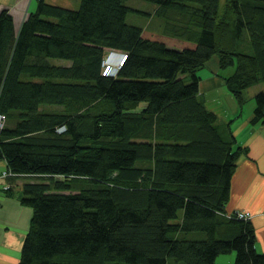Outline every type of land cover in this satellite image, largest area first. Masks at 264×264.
Returning a JSON list of instances; mask_svg holds the SVG:
<instances>
[{
    "label": "trees",
    "instance_id": "16d2710c",
    "mask_svg": "<svg viewBox=\"0 0 264 264\" xmlns=\"http://www.w3.org/2000/svg\"><path fill=\"white\" fill-rule=\"evenodd\" d=\"M37 2L20 25L0 12V159L33 210L20 264H264L251 219L227 210L245 146L200 75L213 56L233 66L225 86L242 107L258 85L264 123V0Z\"/></svg>",
    "mask_w": 264,
    "mask_h": 264
},
{
    "label": "crops",
    "instance_id": "0c3cea01",
    "mask_svg": "<svg viewBox=\"0 0 264 264\" xmlns=\"http://www.w3.org/2000/svg\"><path fill=\"white\" fill-rule=\"evenodd\" d=\"M37 3V0H0V12L10 10L20 25ZM200 75L201 95L206 105L215 110L221 120L231 123L237 145L245 146L237 160L227 210L251 214L258 250L264 252V123L251 122L253 97L257 90L250 95L245 106L238 105L224 84L222 76L228 73L219 68L216 56L208 61ZM225 98L229 103L225 101L226 105H223ZM7 167V160L0 159V174ZM25 181L22 176L9 180V177L0 175V264H20L23 241L33 213L32 208L21 201ZM232 261V256L219 258L222 263Z\"/></svg>",
    "mask_w": 264,
    "mask_h": 264
},
{
    "label": "rangeland",
    "instance_id": "374dc122",
    "mask_svg": "<svg viewBox=\"0 0 264 264\" xmlns=\"http://www.w3.org/2000/svg\"><path fill=\"white\" fill-rule=\"evenodd\" d=\"M49 2H52V3H56V4H59V5H63V6H66V7H71V8H75V9H77L79 6H80V0H48ZM143 2H145V3H149V2H146V1H143ZM143 2L141 1H134V5H136V6H140V7H143V8H147V10L148 9H150L151 7L149 6H147V5H145V3L143 4ZM132 3H133V1H131V2H129V4H131L132 5ZM133 5V6H134ZM152 9V8H151ZM128 21H130V22H132V23H136V24H144V25H146V24H148V26H154V27H158V23L157 22H154V19L153 18H144L143 16H141V15H138V14H136V15H129L128 16ZM155 23V24H154ZM109 52L110 51H108L107 52V54H106V56H108L109 55ZM119 58V56L117 57V59ZM121 61V59H118V61ZM57 63H59V64H69L70 62L69 61H65V60H55ZM110 62L111 63H113L112 62V60H110ZM113 64H116V62L115 63H113ZM117 64H118V62H117ZM114 66L115 65H113V69H114ZM117 66V65H116ZM116 66H115V68H116ZM209 70H211V68L210 67H207ZM227 73H232L233 71H234V67L232 66V67H229V68H227V70H225ZM257 86L258 85H255V86H253V87H251L250 89H246V91H245V95H247V101H249V97H250V95L252 94V93H254V91L257 89ZM225 101H226V98L225 99H223V105H226V103H225ZM227 103H229V101L227 100L226 101ZM234 253V252H233ZM226 258H229V257H226ZM219 260V259H218ZM223 260V259H222ZM234 261V260H233ZM232 261V262H233ZM232 262H230V263H232ZM230 263H228V264H230ZM226 264V263H225Z\"/></svg>",
    "mask_w": 264,
    "mask_h": 264
},
{
    "label": "built area",
    "instance_id": "2783aa9c",
    "mask_svg": "<svg viewBox=\"0 0 264 264\" xmlns=\"http://www.w3.org/2000/svg\"><path fill=\"white\" fill-rule=\"evenodd\" d=\"M114 54H117V57L119 56L118 59H121V61L120 60L118 61V59L116 60L118 62V64H117V62H116V64H113L115 62H113V63L110 62V60H112L111 56L114 55ZM125 57H126V53H124L122 51L111 50L109 52V55L106 56V58L104 59V63H103L104 66H105L104 73L111 74V75L116 74L118 68L122 65V62H123ZM113 65H115V66L117 65L116 68L114 66V69H113ZM3 124H4V116L2 114H0V128L3 126ZM62 129L63 128H60V130H62ZM6 174H7V172L5 171L1 175L4 176ZM239 215L240 216H245L247 218L251 217L250 216L251 214L249 212H246V211H239Z\"/></svg>",
    "mask_w": 264,
    "mask_h": 264
},
{
    "label": "bare ground",
    "instance_id": "6f19581e",
    "mask_svg": "<svg viewBox=\"0 0 264 264\" xmlns=\"http://www.w3.org/2000/svg\"><path fill=\"white\" fill-rule=\"evenodd\" d=\"M112 62H117V54L111 56Z\"/></svg>",
    "mask_w": 264,
    "mask_h": 264
},
{
    "label": "clouds",
    "instance_id": "9594fccd",
    "mask_svg": "<svg viewBox=\"0 0 264 264\" xmlns=\"http://www.w3.org/2000/svg\"><path fill=\"white\" fill-rule=\"evenodd\" d=\"M105 58H106V57H105ZM125 58H126V57H125ZM125 58H124V60H125ZM124 60H123V62H124ZM123 62H122V64H123ZM120 67H121V66H120ZM120 67H119V68H120ZM104 68H105V67H104ZM119 68H118V69H119ZM117 72H118V70H117Z\"/></svg>",
    "mask_w": 264,
    "mask_h": 264
}]
</instances>
